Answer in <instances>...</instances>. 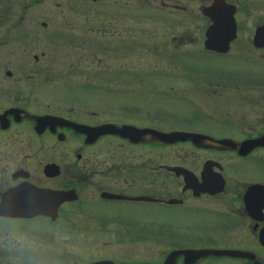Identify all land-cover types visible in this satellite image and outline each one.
<instances>
[{
	"label": "flooded vegetation",
	"instance_id": "flooded-vegetation-1",
	"mask_svg": "<svg viewBox=\"0 0 264 264\" xmlns=\"http://www.w3.org/2000/svg\"><path fill=\"white\" fill-rule=\"evenodd\" d=\"M214 1L0 0V264H80L82 250L97 256L85 264H162L172 249L204 248L215 251L178 254L175 264H264V45L253 39L264 19L248 17L241 27L240 14L256 12L257 0H222L235 6V36L223 50H210L207 10ZM183 45L192 54L184 57ZM21 48H32L30 61ZM195 57L207 61L199 66L204 71L187 72L196 90L180 100L190 110L181 126L223 144L134 141L93 130L109 122L173 129L161 125L160 111L153 120L131 115L124 98L144 80L149 95H182L187 88L166 87L188 82L158 80L156 66L196 65ZM206 64L224 68L208 71ZM52 79L64 88L51 87ZM110 93L122 97L118 109ZM178 143L205 156L163 151ZM189 198L204 204L183 205ZM174 221L190 223L193 237L174 232ZM145 223L162 225L160 236L173 245L153 261L118 258L139 249L134 242L145 240Z\"/></svg>",
	"mask_w": 264,
	"mask_h": 264
},
{
	"label": "rangeland",
	"instance_id": "rangeland-1",
	"mask_svg": "<svg viewBox=\"0 0 264 264\" xmlns=\"http://www.w3.org/2000/svg\"><path fill=\"white\" fill-rule=\"evenodd\" d=\"M248 1V0H246ZM257 7L259 8L256 12H254L251 16H245L243 14H240L239 17V24L242 27L246 22H247V18L251 17L253 20L257 21L256 19H264V0H257ZM195 23V22H194ZM241 29V28H240ZM195 33H197V35L199 34V38L201 39L200 43L198 42L197 44L199 45L200 49L202 48V39L203 36L201 35V31H197L195 30ZM245 33L244 29H242L241 31V35L239 37V39L243 38V34ZM199 39V40H200ZM195 45V44H194ZM193 45V47H194ZM196 46V45H195ZM191 47V48H193ZM188 46L183 45L182 46V51H180V53H183L184 57H186V55L192 54L189 50ZM30 50H32V48L30 49H25L23 50L22 48L19 49L18 52H23L22 55L25 56H29V61L31 60V56L32 54L30 53ZM196 50V49H195ZM27 51H29V54L27 55ZM164 48H163V52H164ZM188 51V53L186 52ZM62 54H65V52L63 51ZM62 54L60 56V58L62 57ZM16 55H18V53H16ZM182 55V54H181ZM182 58V57H181ZM179 59V58H178ZM181 60V59H179ZM207 61L206 59H199V57H195V61H193L192 63L196 64V65H189V63L183 61V62H177L175 65L172 63V61H167L168 63L164 64L163 62L158 64L156 67V70H162L161 72H159V76H158V80L161 81H165V80H170L172 82V80H176V81H180V80H184V81H189V78H187V72H191V71H201L203 69V67H199L201 65H203V63ZM148 63V62H147ZM228 62L225 61V64H227ZM260 65L263 66L264 68V60L259 61ZM12 67H15V63L13 62L11 64ZM36 65H34L35 67ZM144 67L147 66L146 64L143 65ZM51 67H54V64L51 65ZM173 67H175L176 69L173 70ZM224 67L222 66L220 69L217 67H214L211 64H206L205 69H207L208 71H219L221 69H223ZM134 69V67H133ZM17 70V69H15ZM135 70V69H134ZM264 70V69H263ZM177 72L179 74V77H171L170 72ZM204 71V70H202ZM59 79L55 80L52 79L50 82V86L53 87L55 84L56 88H64L62 86V84H60L59 82L62 83V80ZM99 80V79H97ZM150 81L144 80L142 87H144L145 85H148ZM264 84V82H263ZM76 85H71V86H66V87H75ZM101 87H105L106 85H100ZM175 87V88H179V87H183V88H187L188 91H182L181 94H171L169 93V95H156L153 96V93L151 92V94L149 95V91H147L146 89L142 88L141 86L135 85L133 86V84L131 85V87L129 86V95H128V100L126 98H124L125 101H127V103L125 104V106H122L124 109H132L130 111L131 115L137 114L139 115L140 119H144V120H153L154 119V114H156V110L159 112H162L165 116V120H162L160 123L163 127L166 128H176V129H184L182 128L181 125H184L183 122H181L182 119H184V116L187 115L188 112H190L188 105H186L185 103L181 102L185 100V96L187 95V97H189V93L193 92L192 90H196V89H192L191 85L189 84H184L179 82L178 84L176 83H171L169 84L166 88H170V87ZM158 87V86H156ZM162 88V86H161ZM143 89V90H141ZM164 89V88H163ZM200 89H204V88H200ZM57 92H59L58 90H56ZM180 89H177V92H180ZM207 92L210 93V91L207 90H199L198 92ZM53 92V91H51ZM255 93H259V92H255ZM111 96H109L110 98H115V105L117 106V109L119 108L120 105H118V101L122 100V97H119L117 95H114L112 93H110ZM211 94V93H210ZM135 95V96H134ZM229 96V95H228ZM57 98V97H55ZM229 98H231V96H229ZM232 99V98H231ZM174 100H179V101H174ZM181 100V101H180ZM101 101V100H100ZM101 102H105L104 100ZM202 104H204L205 102H201ZM227 103V101L225 100L222 104L220 105H225ZM103 104V103H102ZM113 104V105H114ZM97 105H101L99 103H97ZM112 104L108 105L111 106ZM112 107V106H111ZM121 107V106H120ZM158 115H161L158 113ZM163 116V115H162ZM190 117V115H188ZM250 120V118H247ZM180 121V122H178ZM167 122V123H166ZM183 123V124H182ZM181 126V127H180ZM51 140V139H50ZM52 142V140L50 141V143ZM171 144V143H170ZM169 144V145H170ZM166 148L163 149V151H170L172 154H176L179 155L181 157L184 158H192L193 156H197V157H204L205 154L201 153L199 150H194L191 151V147L189 145H187L186 143H178L177 146L175 147H171L172 149H170L168 146H165ZM50 149L52 151H50L51 153H53V151L58 152V146H50ZM185 204H191V205H197V206H201L203 205V201L200 199H194V198H189V200H187L183 205ZM167 214H171L173 213V216L175 215L176 217H181L182 213L181 211L177 210H173L172 213L168 210V209H164ZM179 211V212H178ZM183 211L188 212L190 211V214L188 216L194 215L193 214V210L192 209H184ZM165 212H162L161 216H165ZM185 216V215H183ZM175 219V218H174ZM177 223V225H174L172 223V227L171 229L178 233L179 235L182 234V231H186V226H189L190 223L188 222H181L179 223L178 221H174ZM202 224V223H201ZM140 227V231L144 234V238L145 240H140L142 242H138L135 241L134 244V248H139L138 250L135 251V253L131 254V255H118V258H126V259H130V258H135V259H143V260H151L153 261L154 259H157V257L159 256V258L162 257V255L165 253V249L171 247L173 245V241L175 242V240H173L172 238H168V239H164V237L162 238L160 235L161 233H163V226H159L156 224H151V223H145L142 225H139ZM203 227V225H202ZM194 229H199V227H197V225L195 224L193 226V230ZM172 230H169L172 231ZM65 232H67L68 230L64 229ZM159 233V234H156ZM67 234V233H66ZM170 235V234H169ZM185 238H188L189 236L193 237V234H190V231H186L184 234ZM156 238V239H154ZM53 250V248L50 246L49 251ZM55 253H57V251H54ZM58 252H64L63 250H58ZM58 254V253H57ZM60 255V254H59ZM68 256V255H66ZM78 258L81 260L80 264H85L90 258H97L96 255H88V253L85 250H82L81 255H77ZM53 263L51 264H56L58 262H62L60 260H57L56 262H54V260H52ZM59 263V264H60Z\"/></svg>",
	"mask_w": 264,
	"mask_h": 264
},
{
	"label": "water",
	"instance_id": "water-1",
	"mask_svg": "<svg viewBox=\"0 0 264 264\" xmlns=\"http://www.w3.org/2000/svg\"><path fill=\"white\" fill-rule=\"evenodd\" d=\"M218 11L214 10L210 18L212 20L211 29L208 32L209 34V45L211 43H216L218 46L216 48H220L222 41H226L228 39V35L233 33L234 30V20L233 17L230 15V12L227 11V13H219V14H213ZM214 47V46H212ZM108 130L113 132H119L120 134L124 136H129L130 138H134L136 140H147V139H157L161 141H171L176 138L180 137H191L190 135H187L186 133H181L178 131H172L169 133L159 132L154 129L150 128H136L133 126H118L113 124H108ZM197 137H200V140L206 139L203 135H194ZM209 142V141H208ZM34 208L41 209L42 205L39 203L34 206ZM25 209V207H24ZM181 251H172L168 254L166 257V260L164 264H173V258L176 256L177 253ZM185 252V251H182ZM187 254V252H185ZM197 254H202V251H198ZM136 264H150V263H136Z\"/></svg>",
	"mask_w": 264,
	"mask_h": 264
}]
</instances>
